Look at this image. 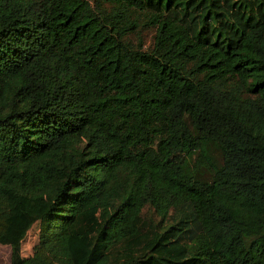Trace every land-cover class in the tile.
Masks as SVG:
<instances>
[{"label":"trees","instance_id":"16d2710c","mask_svg":"<svg viewBox=\"0 0 264 264\" xmlns=\"http://www.w3.org/2000/svg\"><path fill=\"white\" fill-rule=\"evenodd\" d=\"M0 244L264 264V0H0Z\"/></svg>","mask_w":264,"mask_h":264},{"label":"rangeland","instance_id":"374dc122","mask_svg":"<svg viewBox=\"0 0 264 264\" xmlns=\"http://www.w3.org/2000/svg\"><path fill=\"white\" fill-rule=\"evenodd\" d=\"M152 36H153V28L139 26L137 33L134 35H130V38L134 43H139L141 47L146 50L151 46ZM207 151L212 161L215 164H219L220 157L216 147L212 144H208ZM37 230H38V225L35 223L26 232L25 237L20 243V253L22 256H27L30 254L31 247L36 241ZM8 262H9V248L6 245L0 244V264H8Z\"/></svg>","mask_w":264,"mask_h":264}]
</instances>
